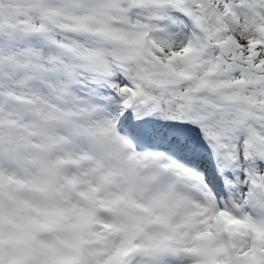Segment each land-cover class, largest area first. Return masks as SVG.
<instances>
[{
	"label": "snow or ice",
	"instance_id": "obj_1",
	"mask_svg": "<svg viewBox=\"0 0 264 264\" xmlns=\"http://www.w3.org/2000/svg\"><path fill=\"white\" fill-rule=\"evenodd\" d=\"M0 264H264V0H0Z\"/></svg>",
	"mask_w": 264,
	"mask_h": 264
}]
</instances>
